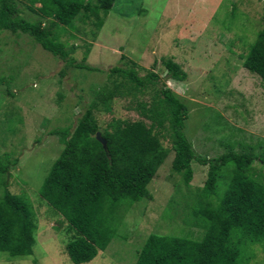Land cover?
<instances>
[{
    "label": "rangeland",
    "instance_id": "rangeland-1",
    "mask_svg": "<svg viewBox=\"0 0 264 264\" xmlns=\"http://www.w3.org/2000/svg\"><path fill=\"white\" fill-rule=\"evenodd\" d=\"M15 1L21 17L37 19L30 0ZM88 16L83 22L81 13L76 30L66 27L61 34L66 49L75 47L66 60L28 35L0 32V164L11 165L9 190L30 198L38 224L34 255L11 260L0 253V264H73L65 249L72 238L68 224L39 196L64 148L50 132L73 130L115 67L136 64L141 76L153 71L160 78L157 87L166 85L185 104V132L197 156L217 159L231 146L236 153L264 155V82L243 65L263 29L264 0H116L101 30ZM72 60L101 72L76 69L68 65ZM168 60L181 66L186 81L169 78L163 64ZM132 100L118 97L112 112H96L101 128L113 119L140 120ZM137 100L153 103L154 97L148 91ZM163 142L171 148L168 138ZM173 159L171 152L148 186L151 200L126 201L124 207H132L118 236L88 264H135L151 234L199 235L186 224L194 218L185 204L196 201L209 165L194 163L186 187L172 170ZM252 171L264 181L262 162L255 160ZM251 264H264L263 250L257 249Z\"/></svg>",
    "mask_w": 264,
    "mask_h": 264
},
{
    "label": "trees",
    "instance_id": "trees-1",
    "mask_svg": "<svg viewBox=\"0 0 264 264\" xmlns=\"http://www.w3.org/2000/svg\"><path fill=\"white\" fill-rule=\"evenodd\" d=\"M115 2L30 0V10L37 15L30 21L20 16L15 0H0V32L28 35L54 57L66 60L75 50L66 49L61 41L66 27L76 30L74 20L82 13L83 22L93 16L101 30ZM37 3L41 7L35 9ZM47 19L50 21L44 23ZM163 64L170 79L186 81L180 65L172 60ZM68 65L101 72L84 63L74 65L73 60ZM131 65L110 70L109 81L96 90L73 130L50 132L64 148L39 196L68 224L72 238L65 249L71 262L91 263L109 248L132 207L125 208L126 201L134 204L152 199L148 186L173 152L172 170L182 176L186 187L193 180L194 163L209 165L208 179L195 194L196 201L185 204L194 218L186 224L199 229V235L151 234L135 264H251L257 249L264 252V181L252 171L255 160L264 164V155L236 153L231 146L217 159L197 156L185 132V104L166 85L157 87L160 78L153 71L141 76L136 64ZM243 65L264 82V18L263 29ZM148 91L153 103L137 100ZM118 97H131V104L136 105L133 110L141 119H113L101 128L96 112H112V102ZM97 133L106 140L107 150L97 140ZM167 138L171 148L163 144ZM10 166L0 164V253L11 260L30 258L37 242V213L28 196L9 190Z\"/></svg>",
    "mask_w": 264,
    "mask_h": 264
},
{
    "label": "water",
    "instance_id": "water-1",
    "mask_svg": "<svg viewBox=\"0 0 264 264\" xmlns=\"http://www.w3.org/2000/svg\"><path fill=\"white\" fill-rule=\"evenodd\" d=\"M97 140L103 145L104 149L107 150V142H106V140L101 136L100 133H97Z\"/></svg>",
    "mask_w": 264,
    "mask_h": 264
},
{
    "label": "crops",
    "instance_id": "crops-1",
    "mask_svg": "<svg viewBox=\"0 0 264 264\" xmlns=\"http://www.w3.org/2000/svg\"><path fill=\"white\" fill-rule=\"evenodd\" d=\"M99 254H101V252H100ZM92 262H93V261H92ZM92 262H91V263H92Z\"/></svg>",
    "mask_w": 264,
    "mask_h": 264
}]
</instances>
